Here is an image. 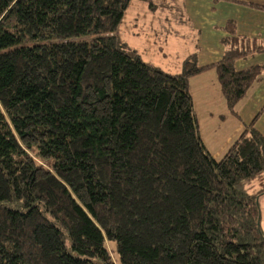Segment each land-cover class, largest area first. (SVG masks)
Listing matches in <instances>:
<instances>
[{"label":"trees","instance_id":"1","mask_svg":"<svg viewBox=\"0 0 264 264\" xmlns=\"http://www.w3.org/2000/svg\"><path fill=\"white\" fill-rule=\"evenodd\" d=\"M132 1L0 0V264H264V107L216 160L190 92L215 70L237 116L263 43L229 21L173 74L121 38Z\"/></svg>","mask_w":264,"mask_h":264},{"label":"crops","instance_id":"2","mask_svg":"<svg viewBox=\"0 0 264 264\" xmlns=\"http://www.w3.org/2000/svg\"><path fill=\"white\" fill-rule=\"evenodd\" d=\"M246 4L264 7V0H218L216 2L214 0H186L183 11L185 8L186 15L191 21L193 19L191 30L196 32L193 38L190 36V46H188L193 53L190 54L191 51L189 53L187 51L188 54L178 59L176 55L180 46L176 42L171 44L167 40L166 46L162 47L173 50V55L176 57L175 66H173L176 74L182 72L180 69L190 56H196V61L201 67L221 61L226 51L223 42L230 36L223 28L229 21L234 22L238 36L259 40L264 45V9L251 8ZM179 7L180 5L177 8ZM175 32L179 37H185L182 30ZM184 39L180 38L181 41ZM188 47L185 44L184 48L188 50ZM258 65H264V52L246 60H238L235 63V68L241 71ZM190 92L194 100L196 114H201V116L197 114L200 129L201 121L203 123L205 120L212 125L213 123L214 125L221 124L219 125L221 131L222 129L228 130L227 141L229 144L224 143V145H228L227 149L221 150L226 154L241 136L245 127L252 123L264 107V75L249 90L246 98L237 105V116L228 111L215 70L211 69L192 77ZM255 127L264 135V110L255 123ZM213 128L218 130L217 126H213ZM224 155L220 158L222 159ZM216 160L219 159L216 158Z\"/></svg>","mask_w":264,"mask_h":264},{"label":"rangeland","instance_id":"3","mask_svg":"<svg viewBox=\"0 0 264 264\" xmlns=\"http://www.w3.org/2000/svg\"><path fill=\"white\" fill-rule=\"evenodd\" d=\"M184 1V2H183ZM186 0H134L126 12L123 24L120 29L121 38L131 47L136 48L142 58L161 68L164 71L175 73V58H182L191 51L189 40L196 32L191 30L192 21L186 15L183 6ZM178 5H180L179 8ZM182 30L185 37H179L175 31ZM193 31V32H192ZM193 33V35H191ZM180 38H185L181 41ZM180 46L179 51L174 57L173 50L165 47L166 43ZM187 44L188 50L185 47ZM188 51V53H187ZM193 52L191 51L190 54ZM191 57V56H190ZM188 58V60L190 59ZM191 61V60H190ZM184 66L180 69L183 70ZM196 111V109H195ZM201 116L200 113H197ZM201 136L207 150L216 159L225 153L222 149H227L228 130L220 129L219 125H213L209 121H201ZM225 124V123H224ZM213 126H217L215 130ZM261 229L264 234V195L259 200ZM107 247L113 261L117 262L118 255L115 242H107Z\"/></svg>","mask_w":264,"mask_h":264},{"label":"water","instance_id":"4","mask_svg":"<svg viewBox=\"0 0 264 264\" xmlns=\"http://www.w3.org/2000/svg\"><path fill=\"white\" fill-rule=\"evenodd\" d=\"M257 203L259 204V201H257ZM258 224H259V226L261 225L260 217H259V223Z\"/></svg>","mask_w":264,"mask_h":264}]
</instances>
